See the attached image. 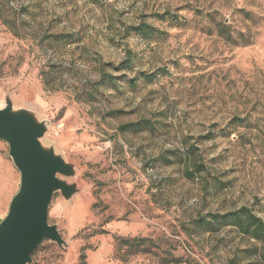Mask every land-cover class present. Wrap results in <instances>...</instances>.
I'll return each instance as SVG.
<instances>
[{"label":"rangeland","instance_id":"rangeland-1","mask_svg":"<svg viewBox=\"0 0 264 264\" xmlns=\"http://www.w3.org/2000/svg\"><path fill=\"white\" fill-rule=\"evenodd\" d=\"M6 94L48 120L81 188L49 207L68 251L43 240L30 264H264V243L213 219L264 221V0H0Z\"/></svg>","mask_w":264,"mask_h":264},{"label":"water","instance_id":"water-1","mask_svg":"<svg viewBox=\"0 0 264 264\" xmlns=\"http://www.w3.org/2000/svg\"><path fill=\"white\" fill-rule=\"evenodd\" d=\"M49 129L48 120L35 109L16 106L6 94L0 107V140L8 144L20 180L7 213L0 217V264H30L43 240L68 251L58 225L49 221V207L56 192L69 201L81 188L73 180L78 176L77 164L44 141Z\"/></svg>","mask_w":264,"mask_h":264},{"label":"trees","instance_id":"trees-1","mask_svg":"<svg viewBox=\"0 0 264 264\" xmlns=\"http://www.w3.org/2000/svg\"><path fill=\"white\" fill-rule=\"evenodd\" d=\"M133 29L139 34H143L145 36L152 32L150 25L145 22L140 23ZM127 127L128 125H123L121 126V129H126ZM213 219L218 223L229 222L233 226L237 227L243 234L264 243V221L248 207L243 206L240 209L228 212L222 216L215 214L213 215Z\"/></svg>","mask_w":264,"mask_h":264}]
</instances>
